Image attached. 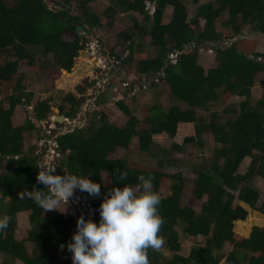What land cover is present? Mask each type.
<instances>
[{"label": "trees", "instance_id": "16d2710c", "mask_svg": "<svg viewBox=\"0 0 264 264\" xmlns=\"http://www.w3.org/2000/svg\"><path fill=\"white\" fill-rule=\"evenodd\" d=\"M48 1L52 4L50 9L46 0H0V201H8L0 208V216L11 217L8 228L0 231V264H13L14 260L23 264H50L55 260L54 253L58 248L71 240L74 222L70 210L65 214L44 212L24 195L34 187H43L36 181L39 160L35 155L36 143L29 141L32 138L38 140L41 131L30 119H25L19 127L11 124L19 97H25V105L33 97L23 84L24 75L16 73V64L25 61L31 70H38L55 81L60 71H71L79 51L85 49L89 40L84 34L96 35L99 28L108 30V34L113 32L112 28L118 25L114 16L119 13L128 15L127 24L113 34L114 42L109 48L112 51L120 45V53H114V59L126 65L128 70L135 63V72L139 76L126 89V96L142 87L140 81L148 80V73L153 76L161 73L158 79L165 82L172 98L184 104L186 109L180 110L173 105L152 115L145 120L149 124L148 130L141 131L136 129V118H128L119 127L108 123L104 113L100 112L95 124L76 127L56 137L59 152L68 158L66 170L61 161L56 172L89 177L101 185L99 196L83 192L93 207L96 223L100 221L101 200L113 187L123 183L135 186L138 176H151L154 178L153 190L159 194L160 187L172 181L170 195L161 196L159 206V214L165 220L160 233L165 239L164 247L170 251L178 250L177 225L191 236H203V243L191 245L186 256L172 254L170 258L161 251L149 249L150 264H219L222 257L219 249L225 242L231 244L224 257L225 264H264V228L252 226L247 237L238 236L231 230L233 221L238 229H242L251 220H262L260 216H246L242 206L232 205L234 199L264 216V198L255 205L259 191L247 183L253 176L264 183V102L259 99L254 105L249 103V90L255 76L258 73L264 76L261 61L264 55L254 52L253 46L251 49L246 46L252 39L240 37L234 40L247 29L264 38V0H207L196 7L190 20H187L186 5L179 0H107L108 5L100 16L88 7L97 0ZM70 3L79 10L77 15L70 11ZM167 6L172 7V12L167 23H163ZM222 11H225V18L220 24L230 31V35L214 29V22ZM135 13L142 16L141 22L133 16ZM102 19L106 21L102 23ZM199 20L203 21L202 27H199ZM77 26L82 27L79 34L75 33ZM220 41L228 46L223 47ZM195 42L206 47L202 49L214 52V68L203 72L197 65L199 44ZM185 48H190L188 54L181 53ZM143 54L146 56L140 59ZM170 55H176L175 61ZM263 79L259 81L261 87L264 86ZM84 83L85 87H75L78 97L69 93L59 105H50L51 97L36 101L32 113L37 123L48 120L55 109L64 118H76L86 100V87L95 82L89 79ZM232 97L243 98L237 104V110L227 108L221 112L231 113L233 118L220 122L216 112L197 114L198 110L207 112L209 106L225 103ZM3 100L8 101L7 109L3 107ZM116 105L124 115L130 114L122 101ZM179 123H190L194 135L185 137L181 145L172 143L170 151L164 155L165 160H158L157 166L176 167L178 156L190 154L186 150L188 145H202L200 136L205 130L219 145L213 150V160L205 170L169 174L162 170L134 169L125 159L109 158L116 147L129 149L135 136L137 149L146 152L151 133L166 132L173 138ZM58 126L61 127L56 124ZM25 133L29 135V143ZM56 133L53 130V134ZM245 157L249 158V163L238 175L237 168ZM116 168L128 173L126 181L115 180ZM194 175V185L189 188L184 177L192 180ZM197 201L198 210L193 208ZM21 212H28L30 228L24 238L17 240L14 231L17 214ZM26 241L32 244L30 253Z\"/></svg>", "mask_w": 264, "mask_h": 264}, {"label": "rangeland", "instance_id": "374dc122", "mask_svg": "<svg viewBox=\"0 0 264 264\" xmlns=\"http://www.w3.org/2000/svg\"><path fill=\"white\" fill-rule=\"evenodd\" d=\"M55 1H60V0H55ZM179 1L186 5V10L188 14L187 20H190L192 17H194L196 13V7L198 5L204 4V2H206L207 0H179ZM46 3L48 4V8L50 9L52 7V4H49L50 2L48 0H46ZM107 5H108L107 0H97L95 2L90 3L88 7L95 14L100 16L101 13L104 11V9L107 7ZM212 5L214 6V4ZM69 7H70V11L73 14L77 15L79 13V10L74 6L73 3H70ZM171 12H172V7L167 6L165 10L164 20H162L163 23H166L168 21V19L170 18ZM133 16L137 19L138 22L142 21V16L139 15L138 13H135ZM114 18H115L114 20L116 21V23H118V25L116 24L112 28L113 32L108 34V30L105 31L99 28V30L95 31L97 36L94 35L93 33L84 34V36H87L89 40L87 42L85 49L79 51V54L74 61V65L71 71L69 73H67L66 71H60L55 81H53L52 77H49L46 74H43L38 70L37 71L31 70L30 67L27 66L25 61L19 62L16 64V67H15L16 73H20L24 75L23 84L26 86L27 92L31 91L33 93V97H32L31 102L27 105L24 104L26 100L25 97L23 96L19 97L20 101L17 102L18 104H16L13 110L12 117H11V124L13 127H19L20 125L24 123L25 119H30L32 121H35L32 110H33V107L36 101H42L44 99L51 97L52 101H50L49 104L59 105L61 104L62 98L69 93H72L78 97L75 87L80 86V85L85 87L84 81L89 80V79L93 80L95 83L92 84V86L86 87V92L84 94V96L86 97V100L80 106L76 119H74V120L79 121L83 126H85L86 124H89L88 119H84V112L85 114H87L88 112L91 117V115L94 112L99 111V112L104 113V115L107 118V122L110 124H115L120 127L126 122L128 118L133 117V118H136V129H138V131L148 130L149 124L146 123L145 121L146 118H149L152 115L154 116L156 114L161 113V109L165 110L169 108V105L173 99H172L171 93H169V95L166 96L165 92H167V90L165 86H163V91L161 92V95L165 93V96H159L156 98L146 93L145 95L144 94L142 95L143 96L142 98L138 97L137 101H133L132 98H130L131 94L129 96L128 95L126 96V93L121 92V89H123L125 86L122 82H120L122 79H125L124 81H126L127 79L128 83L131 84L135 82L139 77L137 73L135 72L136 71V68L134 65L135 63L132 66V68L134 69L131 68L129 70L130 75L128 78L125 75L122 76L121 73L119 75L118 71H116L117 75H114V73L112 72L111 74H109L110 73L109 71L111 69L116 70V68L114 67V65L108 68L107 67L108 62L111 63V61L114 60L113 59L114 53H118V54L120 53L119 52L120 45L115 46V48L112 51L109 48L111 44L114 42L113 34L117 33L118 31L123 30L126 27L128 15L119 13L115 15ZM224 18H225V11H222L220 18L216 19L214 22V29L216 32L230 35V31L223 29V27L220 24V22ZM105 21L106 19H102V23H104ZM202 25H203V21L199 20V27H202ZM240 37L245 38V39H252V41L248 42L246 46L249 49H251V47L253 46L254 52L256 51L264 55V38L262 34L255 32V31L251 33L250 30L249 31L247 30L244 34L239 36V38L236 37L234 40H238L240 39ZM225 43L226 42H222V41L219 42V44H221L223 47H227L228 44L226 46L224 45ZM168 45L171 46L170 43ZM202 45L203 44H201V46ZM201 46L199 44V49L197 51V54L199 57L212 55L213 53L212 50H211L212 52H208V50L202 49V48H206L205 46H202V47ZM86 48L88 49L89 54L87 53ZM261 61H263L264 63V57L262 58ZM120 65L127 68V66L123 65V63H121ZM103 68H106V69H103ZM101 69H103V71L100 73ZM108 74L111 76L109 79V82H114L116 85H114L111 89H109L112 95L108 100H106L105 98L106 94L101 95L99 91L101 89L104 90L105 84L104 82H101V81L102 80L104 81L105 80L104 78ZM148 75L153 78L155 76V75L153 76L152 73L150 74L148 73ZM142 77L146 78L144 75ZM150 77L148 78V80L147 79L142 80L144 79L142 78L141 79L142 81H140V84L143 86H147V85H151L152 84L151 82H153L161 86L159 81L154 82L153 79L150 80ZM263 77L264 76L258 73L254 78L253 85L249 90L250 91V97H249L250 105H254V103L259 99L264 102V86L261 87V84L259 83V81ZM119 83H121V85ZM106 87L107 85H105V91H107ZM137 90L138 88H135L134 91L136 92ZM117 95L120 96L118 97L119 101H122L123 105L127 107L130 114L124 115L123 113H121L119 107L116 105L117 103L114 105L112 104ZM1 98L2 97H0V99ZM242 100H243L242 97H232L225 103L218 102L216 104L209 106V109L207 112H202L198 110L197 114L206 115L211 112H216L218 114V119L221 122L225 118L234 117V115L231 113L228 114V113H224L221 111L227 108L237 110V104L240 103ZM158 105H160L163 108L160 109ZM3 107L4 109L8 108L7 100H3ZM83 109H84V112H83ZM58 112L59 111L55 109L53 112V116L57 115ZM51 116L52 114L50 115V117ZM65 121L67 120L64 119V122L62 124H57V125H61V127L63 126L62 128L59 126L55 128L54 126H51V128L49 129L51 130L55 129L58 133L60 131L65 132L66 129H72L71 127L79 125V123L77 124L71 121L69 122L68 121L65 122ZM48 122L49 120L40 121L38 122V126L41 129L47 128L48 126L46 125V123ZM39 127L38 129H40ZM24 135H25L24 137L27 143H29V141L30 143H36L37 141L36 139L32 138L28 141L29 135L27 133H25ZM33 135H36V133L34 132ZM51 136H52V133L50 135H47L48 138H50ZM200 137H201L202 145L201 146L192 145V144L188 145L187 148L189 149L190 154L187 156H183V157L178 156V158H180L179 166L173 167V169L172 168L169 169L168 167L159 168L157 166L158 160H165L164 155L161 151L152 149V152L150 154L148 152L147 154L146 152L139 151L137 149L138 139L136 138V136L133 138L134 141L132 139L129 149H122V148L116 147L114 151L111 152V155L109 156V158L110 159H125L128 161L131 167H133L134 169L136 168L140 170H159V171L162 170L163 172H166L169 174H174L180 171L190 172L191 169L192 170L200 169L202 171V170H205V167H207V165L211 162V160H213L212 159L213 150L217 148L219 145L214 143L212 136L208 134V132H206L205 130H203ZM155 139L156 140L158 139V142L161 143L164 137L162 136H160V138L155 137ZM154 142L157 145V142L156 141ZM47 148H44V149H47ZM37 152L40 153L39 150H37ZM39 153L38 155H41ZM42 154L43 155L40 156L38 162L39 161L41 162L45 158H47V155H45V152H43ZM248 163H249V158L245 157L240 162L236 173L238 175H241L244 172L245 167L248 165ZM194 177L195 175L192 177V180L184 177V181L187 187L190 188L194 185V181H193ZM171 183L173 182L167 181L166 184L160 187L159 189L160 196L165 197V196L170 195L171 193L170 184ZM247 183L259 191V196L255 204V205H259L260 201H262V199L264 198L263 181L260 178L253 176L250 180H248ZM232 194L235 195L234 192H232ZM82 199H85V198L79 197L78 194H76L73 197V199L69 202V205H68L69 208L67 209V211L70 210L74 212V222H73L74 231L76 230V219L78 216L83 214L86 219L93 220V213L91 212V209H90L91 207L87 206L86 208L85 206H83L81 204ZM7 202H8L7 200L0 201V208H3L7 204ZM198 204L199 203L197 201L193 205V208L198 210ZM235 204H239L246 210V216L247 215H251V216L253 215L255 217L260 216L262 220L260 221L251 220L248 226H245V228H242V229H238L237 224L233 221L231 230L234 233H236L238 236L247 237L252 226H258V227L264 228V216L261 213H259L258 211L254 209H251L248 205H246L243 202L237 201L236 199L232 201V205H235ZM29 228H30V224L28 222V212L18 213L17 214V227L15 228V231H14L15 238L17 240L24 238L27 235ZM175 229L178 232V241H179L178 250L170 251L168 248L163 247L161 252L165 257L170 258L172 254H180L182 256H186L188 255L190 251L191 245L203 243V236L201 235L191 236L187 233H184L182 231L181 225L175 226ZM25 245H26L27 251L30 253L32 249V244L26 241ZM63 245H65L64 249L62 250L61 248H59L54 253L56 258L55 260L51 261L50 264H72L71 253L67 251V247H66L67 243ZM230 249H231V244L227 242L223 243V245L220 247L219 252L222 257L219 260V264H225L224 257ZM252 255L254 254L252 253ZM1 258H2V254H0V262H1ZM13 264H23V263L19 260H14Z\"/></svg>", "mask_w": 264, "mask_h": 264}, {"label": "clouds", "instance_id": "9594fccd", "mask_svg": "<svg viewBox=\"0 0 264 264\" xmlns=\"http://www.w3.org/2000/svg\"><path fill=\"white\" fill-rule=\"evenodd\" d=\"M158 78H155V82ZM75 123H79L80 128L83 127L79 121L75 120ZM57 150L59 157L64 155L59 152V148ZM61 161L59 158L58 167ZM36 167V181L43 187H34L24 195L44 212L59 211L65 214L77 190L81 193L80 197L86 200L88 199L83 192L93 197L100 195L101 185L89 177L67 171L62 175L58 174V168L51 157L37 162ZM66 168L67 166H63V170ZM115 172L116 181L127 180L126 171L116 168ZM153 179L151 176L141 175L137 177L135 186L123 183L119 187H113L101 200L99 223L86 219L83 215L77 217L76 230L66 245L67 251L71 253L72 264H150L149 249L159 252L165 245V239L160 234L165 223L164 217L159 214L162 198L153 190ZM10 222L11 217L8 215L0 216V231L7 229ZM64 247L65 245H61L59 248L63 250Z\"/></svg>", "mask_w": 264, "mask_h": 264}, {"label": "crops", "instance_id": "0c3cea01", "mask_svg": "<svg viewBox=\"0 0 264 264\" xmlns=\"http://www.w3.org/2000/svg\"><path fill=\"white\" fill-rule=\"evenodd\" d=\"M166 10V9H165ZM164 20V19H163ZM169 20V19H168ZM167 23V22H166ZM248 30V29H247ZM246 30V31H247ZM249 31V30H248ZM251 33H253L254 31H250ZM245 33V32H244ZM254 49V48H253ZM188 54V53H187ZM146 56V54L144 55H142L141 56V58H144ZM212 56V57H211ZM108 57H110V56H108ZM176 57H174V59H175ZM172 60H173V58H172ZM113 63H114V60L113 61H111V64H110V66H109V68L111 67V66H113ZM196 63H197V65H199L200 67H201V69L203 70V72H205L206 70H208V69H212V68H214L215 67V65H216V62H215V60H214V52L212 53V55H208V56H202V57H199V56H197V60H196ZM120 64V63H119ZM121 65H119V70L120 69H122V71L125 73L126 72V74L128 73V69L126 70L125 68H124V66H122L121 68ZM116 68V71H117V66L115 67ZM116 71L114 72V75H117V73H116ZM123 72H121V74H122V76H124V74H123ZM155 76H156V74H155ZM154 76V82H155V78H158L159 77V75H157L156 77ZM152 78V77H151ZM158 81L160 82V85L161 86H159L158 84H156V83H153V82H151L152 84V86L151 85H147V86H143L142 85V87H140V89H138L136 92L135 91H133V92H131V96H135L134 98L135 99H133L132 98V100L133 101H137V99H138V97H143L142 95L144 94H149V95H151L152 97H159V96H165V93H166V96H168L169 95V93H170V91H169V87L165 84V82L162 80V79H158ZM101 82H103V80L101 81ZM151 86V87H150ZM163 86H165L166 87V90H167V92H165V93H163L162 95H161V92L163 91ZM124 91H126V88L124 89ZM139 91V92H138ZM144 91H145V93H144ZM123 92V91H122ZM160 92V93H159ZM135 93V94H134ZM137 94V95H136ZM138 94H140V95H138ZM118 97H120L119 95H117L116 96V98H115V100L118 102L119 101V99H118ZM110 98V96H108L107 97V99H109ZM122 98V97H121ZM173 99V98H172ZM117 102H113V103H117ZM112 103V104H113ZM114 105V104H113ZM155 105V104H154ZM173 105H175V106H177V107H179V109L180 110H184V109H186V106L184 105V104H182V103H180V102H178V101H176V100H172L171 101V103H170V105H169V107H171V106H173ZM156 106V105H155ZM158 107L161 109V108H163V107H161L160 105H158ZM161 111H163L162 109H161ZM83 112H84V109H83ZM85 116L87 117V119H88V117H90V115H89V113L87 112V114H85V112H84V119H85ZM72 129H66L65 130V132H62L63 134L64 133H66V132H70V131H72L73 130V128L74 127H71ZM138 130V129H137ZM194 135V131H193V127H192V125L190 124V123H179L178 124V126H177V130H176V134H175V136L173 137V138H170V137H168V135H167V133L166 132H161V133H151V136H150V141L151 142H149V144L147 145V151H146V153L148 152L149 154L152 152V149H156V150H159V151H161L162 153H163V155H165V154H167L169 151H170V148H171V145H172V143H175V144H177V145H181L182 144V142H183V139L185 138V137H191V136H193ZM160 136H162V137H164V139H163V141H161V143L163 144H161V143H159L158 142V139L156 140L155 139V137L156 138H160ZM137 138V137H136ZM156 141L157 142V145L159 146H157L156 145V143L154 142V141ZM133 141H134V139H133ZM186 150L187 151H189V149L188 148H186ZM147 153V154H148ZM183 157V156H182ZM179 166V161H178V165L176 166V167H178ZM170 169V168H169ZM173 169V168H172Z\"/></svg>", "mask_w": 264, "mask_h": 264}, {"label": "built area", "instance_id": "2783aa9c", "mask_svg": "<svg viewBox=\"0 0 264 264\" xmlns=\"http://www.w3.org/2000/svg\"><path fill=\"white\" fill-rule=\"evenodd\" d=\"M206 50H208V52H212L210 49H206ZM200 51V50H199ZM174 57H176V55H170V58H173V61H175V59H174ZM53 118V116H51V117H49V122H48V127L47 128H45V129H43V131L41 132V134H40V137H39V139H38V141L36 142V150H35V155H37L39 158H40V156H42L43 154V152H45V155H47V158L48 157H51V158H53L54 159V163L56 164V166H57V168H58V166H59V153H58V150H57V148H58V146H57V144H56V141H55V139H56V137L58 136V135H60V132H58V133H56V134H53L52 133V130L51 129H49V128H51V126H54V128L56 127V125L55 124H52L51 122H50V120ZM52 133V136L50 137V138H48L47 137V135H50ZM49 146V147H48ZM48 147V148H47ZM44 148H47V149H44ZM37 150H39L40 151V153L39 152H37ZM38 153L39 154H41V155H38ZM38 162V161H37ZM40 162V161H39ZM42 162V161H41ZM76 194H78V196L80 197L81 196V193L77 190L76 192H75ZM81 204L83 205V206H85L86 208H87V206H89V207H91V205H90V202L88 201V200H86V199H82V201H81ZM91 209V212L93 213V208L91 207L90 208ZM72 212V211H71ZM73 213V216H74V212H72ZM83 215V214H82ZM84 216V215H83ZM71 230H72V234H73V231H74V225H73V227L71 228Z\"/></svg>", "mask_w": 264, "mask_h": 264}, {"label": "water", "instance_id": "95a60500", "mask_svg": "<svg viewBox=\"0 0 264 264\" xmlns=\"http://www.w3.org/2000/svg\"><path fill=\"white\" fill-rule=\"evenodd\" d=\"M82 30V27H80V26H77L76 27V30H75V33L76 34H79V32ZM237 38H239V35L237 36ZM199 43H202V41H199ZM198 42H195L194 44H199ZM193 45V43H191V46ZM224 45H226L227 46V44H224ZM214 49L216 50L217 49V47L215 46L214 47ZM86 50H87V53L89 54V52H88V49L86 48ZM190 52V48H185L181 53H184V54H187V53H189ZM117 68H118V66H117ZM123 74H125L124 72H123ZM114 86V84H112V85H110L109 86V89H111L112 87ZM112 94H111V92L109 91L108 92V96H111ZM122 99V98H121ZM99 115H100V112H98V111H96L94 114H92L91 115V117H90V119H88V123L89 124H95L96 123V121L98 120V118H99ZM66 120H70L69 118L68 119H66ZM50 122L52 123V124H62L63 122H64V117L62 116V115H55V116H53V118L50 120ZM71 122H74L75 123V120H71ZM35 123H37V121L35 120ZM36 126H38V124H36ZM78 128H80V126H78ZM65 134V133H64ZM61 135H63V133L61 134ZM60 158L62 159V161L64 162V166L66 167L67 165H68V158L65 156V155H60Z\"/></svg>", "mask_w": 264, "mask_h": 264}, {"label": "flooded vegetation", "instance_id": "af4514ba", "mask_svg": "<svg viewBox=\"0 0 264 264\" xmlns=\"http://www.w3.org/2000/svg\"><path fill=\"white\" fill-rule=\"evenodd\" d=\"M113 59H114V58H113ZM118 62H119V61H117L116 59H114V63H113V65H114V67L118 66L117 71L119 72V75H120V73L123 72V71H122V69L119 70V65H120V64H119ZM110 64H111V63L108 62V65H107L108 68H109ZM107 67H106V68H107ZM121 67H122V66H121ZM121 67H120V68H121ZM106 68H103V69H106ZM103 69H101L100 73L103 71ZM99 70H100V69H99ZM115 71H116V70H112V69H111V70L109 71V72H110L109 74H111V72L114 73ZM109 74L104 78L105 80L103 81L104 84L107 85V87H106L107 91H105V85H104V90L101 89V90L99 91V92L101 93V95H105V94H106V96H105L106 100H108L107 97H108V92H109V86L112 85V84L116 85L114 82H109V79H110V77H111ZM124 75L128 78L129 75H130V73H127V74H126V72H125ZM114 77H115V76H114ZM95 78H96V77H95ZM113 79H114V78H113ZM116 79H117V78H116ZM124 80H125V79H122V80L120 81V82H122V83L125 85L124 88L121 89V92L123 91V93L126 92V91H124V89H125V88L127 89L128 86L130 85V83H128V80H127V79H126V81H124ZM119 84L121 85V83H119ZM111 94H112V93H111ZM110 97H111V96H110ZM114 102H117V101L114 99ZM113 104H116V103H113ZM98 112H99V111H98Z\"/></svg>", "mask_w": 264, "mask_h": 264}]
</instances>
